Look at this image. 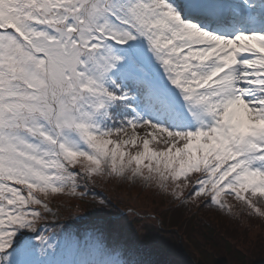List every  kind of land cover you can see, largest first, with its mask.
<instances>
[{
    "label": "snow or ice",
    "instance_id": "1",
    "mask_svg": "<svg viewBox=\"0 0 264 264\" xmlns=\"http://www.w3.org/2000/svg\"><path fill=\"white\" fill-rule=\"evenodd\" d=\"M96 177L264 217V0H0V264H158Z\"/></svg>",
    "mask_w": 264,
    "mask_h": 264
},
{
    "label": "trees",
    "instance_id": "2",
    "mask_svg": "<svg viewBox=\"0 0 264 264\" xmlns=\"http://www.w3.org/2000/svg\"><path fill=\"white\" fill-rule=\"evenodd\" d=\"M194 177L195 175H193ZM99 178L102 177H96L97 183L95 185L90 184L89 187L93 189L94 193H102L113 205L116 204L107 194L105 184ZM102 179H107L106 183L114 180L112 177H103ZM65 193L60 196L81 202H69V204H64L63 207H58L54 201L55 197L58 196L47 195L45 197L52 212L57 214L55 217L58 218L57 221L59 222L74 221L78 224L80 223L77 220L78 216H83L92 208L99 207L98 204L93 203L96 199H99L96 195L89 194L81 199L78 196L67 194V191ZM230 202L235 205L234 201ZM198 204L199 201H195L188 206H183L182 209L185 216L193 215L194 232L201 245L209 249V253L216 260L215 264H264V217L249 216L247 211H239L238 205H235L233 211L239 212V215L230 216L216 209L197 207ZM114 207L110 211L117 214ZM261 207H264V205H261ZM76 209L78 211H75ZM192 211L193 214H190ZM131 212L138 213L134 210ZM84 219H88V217L85 216ZM170 227L180 231L179 225L171 224ZM167 243H169L171 250L151 246V259L157 261L158 264H200L188 252L180 250L179 247L174 246L169 241ZM176 253L178 256H175Z\"/></svg>",
    "mask_w": 264,
    "mask_h": 264
},
{
    "label": "rangeland",
    "instance_id": "3",
    "mask_svg": "<svg viewBox=\"0 0 264 264\" xmlns=\"http://www.w3.org/2000/svg\"><path fill=\"white\" fill-rule=\"evenodd\" d=\"M99 179L105 184L107 194L116 203L114 209L117 214L121 213L123 221L135 230L137 235L142 234L138 226H145L143 235L150 246L171 250L169 243H167L169 241L174 246L179 247L180 250L188 252L200 264H215L216 260L209 253V249L201 245L194 232L193 215L185 216L183 206L179 202L172 201L170 197L161 194L154 184H144L140 180L131 181L119 178H114L115 181L106 183L107 179ZM49 193L58 196L54 200L58 207H63L69 202H81L60 196L66 194L65 192L52 193L49 191ZM132 210L138 213L135 214L131 212ZM190 214H193V211ZM57 219L54 217L55 221ZM56 224L59 227H64L60 222H56ZM67 224L75 226L76 222L67 221ZM171 224L179 225L180 231L171 228ZM175 256L178 254L176 253Z\"/></svg>",
    "mask_w": 264,
    "mask_h": 264
}]
</instances>
